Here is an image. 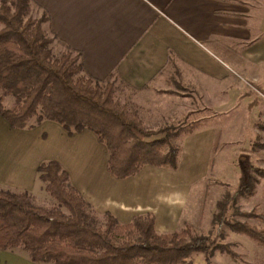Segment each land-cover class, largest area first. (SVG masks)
Listing matches in <instances>:
<instances>
[{
	"label": "crops",
	"instance_id": "1",
	"mask_svg": "<svg viewBox=\"0 0 264 264\" xmlns=\"http://www.w3.org/2000/svg\"><path fill=\"white\" fill-rule=\"evenodd\" d=\"M29 1L47 17L44 32L80 55L86 75L114 79L141 97L140 107L150 100L154 115L168 111L172 119L182 116L186 104L174 90L190 88L197 105H203L196 112L209 113H199L193 120L196 130L185 137L201 155V168H207L215 137L212 118L233 109L237 100L235 80L243 77L264 89V0ZM182 148L179 166L187 151ZM106 160L104 146L88 130L68 136L47 121L31 130H13L0 118V189L31 193L36 167L56 161L97 215L109 212L126 224L150 213L157 233L169 230L164 224L178 220L182 195H170V190L165 194L158 185L164 177L154 171H170L144 166L134 176L117 180L107 172ZM189 173L179 182L191 183Z\"/></svg>",
	"mask_w": 264,
	"mask_h": 264
},
{
	"label": "trees",
	"instance_id": "2",
	"mask_svg": "<svg viewBox=\"0 0 264 264\" xmlns=\"http://www.w3.org/2000/svg\"><path fill=\"white\" fill-rule=\"evenodd\" d=\"M29 3H0V91L12 99L5 107L0 97V118L13 130H31L47 121L68 136L90 131L104 146L106 170L117 180L134 176L144 166L175 171L181 148L172 140L180 130L144 129L136 116L113 100L107 81L85 74L78 53L63 47L64 52L53 56L55 39L41 28V20L26 18ZM253 171L264 180V169ZM35 172L52 204L37 206L27 191L0 189V252L22 251L32 264H193L192 254H201L203 264H211L212 240L195 235L188 225L157 233L150 213L119 224L104 212L102 226H96L98 215L56 161L40 163ZM250 186L241 183L239 190L249 194ZM226 204H215L218 213L212 222L224 223L230 232L264 248V227L225 222ZM238 215L264 221V214Z\"/></svg>",
	"mask_w": 264,
	"mask_h": 264
},
{
	"label": "rangeland",
	"instance_id": "3",
	"mask_svg": "<svg viewBox=\"0 0 264 264\" xmlns=\"http://www.w3.org/2000/svg\"><path fill=\"white\" fill-rule=\"evenodd\" d=\"M2 1L6 5H11L13 2V0H0V3ZM261 1L258 0V2ZM26 18L41 20V28L46 29L45 15L31 6L30 3ZM64 51L62 45L53 42L51 48L53 56ZM105 81L112 86L113 100L136 116L144 129L156 131L165 126H172L180 130L172 143L179 146L182 151L184 150L182 147L187 151L184 158L181 159L182 162L180 161V166L178 165V170L154 171L159 177H164L163 182L158 185L163 187L165 194L166 191L170 190V195H182L180 201H182L181 204H184L179 212L178 220H175L173 225L164 224L169 230L162 233L175 232L184 225H188L195 235L208 236L214 245L212 250L214 252L210 259L211 264H264V248L245 236L230 232L224 223H213L211 220L212 215L218 213L215 204L226 202L225 222L245 223L255 228L264 227L262 220L244 218L238 215V213L250 212L264 214V180L253 171L264 169V149L261 147L262 144L264 145V89H260L255 82L243 77L235 80L237 100L232 107L233 109L228 112L225 110L216 112V119L212 118V123L217 124L214 129L215 137L207 161V168L204 166L201 168V159H199L201 155L194 153L193 140L187 141L185 137L187 136L186 131L191 125H194L193 120L200 117L199 113H202L201 116H207L209 113L199 110L196 112L203 105H197V95L195 96L190 88L183 91L174 90L180 94L178 95L180 97L179 102L186 104V112L179 118L172 119L168 111L154 115L152 112L154 104L148 103L150 100L145 101L144 105L140 107L138 103H140L141 97L134 95L114 79ZM0 97L5 107L12 105V99L5 96L1 91ZM144 98L146 99V96ZM147 107L149 110L146 109ZM163 108L170 107L163 104ZM191 130L193 132L196 129L192 127ZM241 168H244V173ZM194 169L196 172L200 170L201 174H191ZM188 172H190L192 182L184 185V183L179 182V179L182 178L181 175H186ZM241 183L251 185L249 194L239 190ZM35 185V188L29 193L32 203L45 208L49 207L52 200L43 192V184L37 181ZM181 187L182 189H180ZM100 216L98 215L94 222L96 226H102ZM200 219L205 220L206 223L200 224ZM224 251L234 254L235 257L226 255ZM193 255H196L191 258L193 264H197L203 258L200 254ZM194 258H196L195 261ZM0 264L32 263L29 262L24 252L13 250L0 252Z\"/></svg>",
	"mask_w": 264,
	"mask_h": 264
}]
</instances>
